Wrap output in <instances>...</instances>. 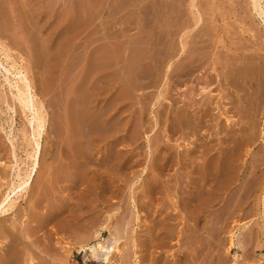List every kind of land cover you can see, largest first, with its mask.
<instances>
[{"label":"rangeland","instance_id":"1","mask_svg":"<svg viewBox=\"0 0 264 264\" xmlns=\"http://www.w3.org/2000/svg\"><path fill=\"white\" fill-rule=\"evenodd\" d=\"M138 1L107 0L101 6L100 0H0V41L10 47L11 59L26 73L46 118L31 182L22 193L9 194L14 200L0 214V264H264V198L260 199L264 192V15L253 7L254 0H195L193 11L201 16L199 24L209 30L206 35L193 31L188 39L209 51L217 62L212 72H220L221 63L228 60L249 65L253 74L241 80L244 114L236 112V96L220 78L213 80L211 114L204 118L202 96L197 95L203 74L195 71L197 76L191 74L181 85L175 75L177 47L186 29L179 27L191 20L188 0H141L139 5ZM260 2L264 8V0ZM141 57H147V64H137ZM2 72L7 75L0 64V198L18 181L16 170L23 173L30 165L32 138L29 112L18 106L14 87L8 86ZM145 72L149 75L144 76ZM257 81L261 90L253 114L248 98ZM125 88L128 98L124 99ZM182 88L186 97L195 92L196 101L185 140L174 118ZM138 109H143L141 130L145 131L132 142L128 128L121 125L136 120ZM250 119L255 121L256 142L248 153L241 151L236 162L246 166L239 172L240 182L252 181L247 168L255 151L262 161L254 175L260 185L242 191L246 202L229 218L224 231L217 233L222 221L219 212L226 208L222 202L213 201L195 222L184 216L180 200L189 188L199 185L195 175L205 159L214 162L229 150ZM105 133L111 136L103 139ZM119 148L140 157L138 167H145L155 154L159 172L146 167L140 179L137 171L129 169L121 174L109 172L108 164L97 156H111ZM77 154H81L80 168L73 173ZM109 178L115 179L116 188L110 187ZM146 181L156 185L150 210L147 196L141 193ZM55 201H59L56 207ZM159 206L164 207L160 214L154 211ZM136 208L138 217L133 220ZM162 216L166 223L158 225ZM100 223H109L118 236L117 249L107 262L78 246L100 229ZM102 229L89 245L97 239L112 241L108 229ZM231 232L233 243L227 248Z\"/></svg>","mask_w":264,"mask_h":264},{"label":"bare ground","instance_id":"2","mask_svg":"<svg viewBox=\"0 0 264 264\" xmlns=\"http://www.w3.org/2000/svg\"><path fill=\"white\" fill-rule=\"evenodd\" d=\"M106 1L107 0H100V5L103 6L106 3ZM138 2H139L138 3V5H139L140 2H141V0H139ZM164 3H162L163 6H164ZM168 5L166 7H168ZM195 5H196L195 4V0H188V5L187 6H188V8H190V13H191L190 19L191 20H190V22L185 21L184 23H181L180 24V27H179L180 30H182V29L184 30V28H186V29L183 32H181V36H180V39H179V43H178V47H177V52H176V66H175L176 73H175V75L178 77V83L180 85L181 84H184L186 78L188 76H190L191 74H193L195 71H198V73H201V75L203 74V80L202 81L204 82V84L201 86L200 91L199 92L196 91V92L198 93L197 95L200 94V97L202 96V98H201V101L202 102H200V104L202 105L201 108L203 109L202 110V113H201V117H204L205 118V116L208 117L211 114L210 113V108H211L210 104L212 102V95L210 94L211 93L210 90L213 89L212 88L213 87V80L214 81H219V79L222 78L223 81H224L225 87L228 90L230 89L234 93V95L236 96V100L239 103L238 106H237L236 112H238V114H240V113L244 114V111H243V109L241 107L242 105H240L241 104L240 103L241 102L240 101V91H243L242 89L244 87V84L242 86L241 80H244L245 81V79H246L247 76H249V78H253V76H252L253 74L251 72L252 71L251 70V67L249 65H247V64L242 63V62H241L242 64H237L236 62H230V61L226 60L225 63H221V67L222 68H221L220 72H216L215 74L212 72V71H214L216 69L217 62L213 58H211V55H210L209 51L202 50V48H204V45H203V47L201 46L202 48L201 47H196L195 45H192L193 43L191 44L190 40L188 39V37L193 34L192 33L193 31H195L196 33H201V35L202 34L206 35V34H208V30H209V29L205 28L206 26L205 27L200 26L201 24H199V22L201 20V16H200L199 13H197V10L195 12L193 11V10H195ZM124 6L127 7L126 5H124ZM253 7L254 8L255 7H258L259 10H260V12L264 15V8L261 5L260 0H254ZM168 11H170V10H168ZM165 15H166V13H165ZM0 17H2V16H0ZM70 20H71V18L70 19L65 18L64 21L69 22ZM263 21H264V19H263ZM99 22H100V20H99ZM166 22H167V20H166ZM103 23L105 24V21ZM65 25L67 26V24H65ZM165 27H168V25H165ZM165 30H166V28H165ZM168 30H169V28H168ZM219 40H220V38H217L216 41H219ZM4 43L5 42L0 41V52L3 54V58L2 59L4 60V62H2L0 60V64H1V66H3V69L6 71L7 75L5 73H3L4 71L2 73H3V75L5 74L4 77H5V80L8 82V86L10 85V86L14 87L13 96H14V99L19 104L18 106H20V108L22 109V111H28L29 112V115L30 116L28 117V122L31 125V130H32V133H31L32 136L31 137L32 138L31 139L29 138L30 139L29 141H30V144H31V150L28 151V157H30L29 160H31L30 161V165L26 169H24V172L23 173H22V171H20L19 169H17L16 170V176L18 177V181L15 184L14 183H11V186L9 187L10 189L8 191H3V192H5V194L0 198V214L2 212H4L5 210L7 211L8 207L11 206V204H12V202L14 200V199H11V197H10L9 194H11L12 192L16 194L18 191L21 192L23 190H26L27 186L31 182L32 176L35 173L36 168L38 166L39 154H40V150H41V140H40V138H41V131L43 130V127L45 126L44 125V119H46V118H44L43 105H42L41 102H39L37 100L38 98L36 99L35 94L33 92V88H32V86L30 84V81H29L26 73L23 71V69H21L22 67L21 68H18L17 62L15 60H13L14 58L11 59L10 53H9L10 50L8 51V49H10V47L7 48L8 47V46H6L7 44L4 45ZM194 44H196V43H194ZM201 45H202V43H201ZM8 59H11L10 63H8ZM147 61H148L147 60V57H144V58L141 57L139 59V61L137 62V64H139V65L140 64H143V63H146L147 64ZM219 63H220V61H219ZM132 64H133V62H132ZM169 66H170V64H169ZM166 72H167V70H166ZM135 73H134V75H135ZM10 74L12 75L11 78H10ZM217 74L219 75V77L216 76ZM137 75H139V74H137ZM146 75H149V74H147V72H145L144 76H146ZM194 76H197V74L194 73ZM260 83L258 84V81H257V83L256 82L254 83V87H253V90H252V94L248 98V101L250 102V107L252 109V113L253 114H254V111L256 110V106H255L254 101H256V99L258 98V92L260 93V90H261V84ZM125 85L126 84H122L123 87ZM215 85H216V83H215ZM251 85L252 84L250 83V86ZM191 88H192V90L194 89V87H191ZM202 92H204V93H202ZM121 93H122L121 96L124 99L125 98H128L127 97L128 94H127V89L126 88H125L124 91H121ZM194 93L195 92L190 91V93L188 94V97H186L185 96L186 95V89L184 90L182 88V90L180 92V94L183 95L180 98L181 104H179V106L177 107V109L175 111V117L174 118H175V121H176V126H177V129L180 130L181 133H182V137H181L182 139L185 138V134H186L185 128L189 127L191 125V120L193 118H195V113L193 114V109H192V105H194V101H195L193 99L195 97H192V95ZM2 97L4 98V96H2ZM185 98H187V100ZM0 100H2V98ZM230 101H233V100L231 99ZM195 103H196V101H195ZM217 106H219V104H217ZM138 110H140V109H138ZM142 110L143 109H141L138 112L137 117H136V120L134 119V121H132L133 123L131 122L128 125V121L125 120V122L121 125L122 128H128L129 135H130L129 137L132 140V142H133L134 139L135 140H138L137 138L140 136V134L142 132L141 127H143V122H144V120L142 122V119H141ZM226 111H227V108L226 109H223L222 112L226 113ZM108 114L111 115L112 112H109ZM220 114H221V112H220ZM227 120L230 121V119L226 118V121ZM197 122H201V121H198L197 120ZM246 123H247V125H243L242 126L243 131H242L241 135L239 137H234L232 139L233 145H231V148L229 146V150L224 151L223 154L221 153V155H219L215 159L214 162L213 161H210L208 158H207V160L205 159V161L202 163L200 169L197 170V175H195V178L197 177L198 180H199V182H198L199 185L193 186L192 189L189 188V190L186 192L187 193L186 197L183 198L182 200H180L181 203H182L180 205L183 206V208H184V210L186 212L184 216L187 215L188 216L187 219H189V217H190L195 222H198L196 220L198 218H200L201 216L202 217L205 216L206 213H204L205 212L204 210L207 207H209V205L213 201H216V203L217 202H222V203H220V205H223V208H224V206L226 208H224V210H222V211L219 212L218 219H221L222 218V221L221 220L218 221L219 225L217 227V233H221V232L224 231L225 224L228 222L229 218L233 215V213L237 210V208L239 206H242V204L244 202H246L247 195L242 196L243 195L242 194L243 193L242 191L244 189H248L250 187L253 188L252 190H254L255 188H257L260 185L259 184V181L260 180L257 181V178L254 177V175L259 170V166L262 163V161H261L260 156L255 151H254V153L256 155L254 157L251 156L252 158H251V161L249 162V167L247 168L248 169V172L251 174L252 181L249 182L248 179H245L244 182L243 181L240 182L241 176L239 175L240 174L239 172H240V170H244L246 166H243L242 164L238 165V163L236 161H237V159H239L240 154H241V151H242V153H248V150H249L250 146L252 144L254 145L255 142H256V140H255L256 139V135H255V133H256L255 132V121L253 122L250 119ZM97 136H99V135H97ZM110 136H111V133L101 134V137L103 139H108ZM123 147H125V146H123ZM71 148H72V146H71ZM77 148H78V145H77ZM78 151H79V149H78ZM80 151H82V150H80ZM74 152H76V150ZM111 153H113V152H111ZM77 155H78V157L75 158V159H73V161H72L73 163H72V167L71 168H73L72 169L73 170V173L78 172V169L80 168V164H79V162H80L79 161L80 156L79 155H81V154H77ZM154 155L151 158H149L148 163H147V165L145 167H138V165L141 163L140 157H134V155H133V153L131 151L130 152L122 151V149H120V148L117 149L116 152L113 155H111V156H108L107 154L106 155H101V156H97V159L102 160L104 163H107L108 164V166L106 167V169L109 172H111V171L114 172L115 171V172L120 173V172H123V170H125V169H129L130 171H132V173H135L137 171L136 177L139 178L140 175L143 172H145L144 170H145L146 167L149 168L150 170L155 171L156 174L159 172L158 171L159 170L158 167H159L160 164L157 162V157L154 156ZM65 158H67V157H65ZM211 165H212V167H211ZM55 167H56V164H55ZM240 167H243V169H240ZM57 168H53V169L57 170ZM103 168H105V167H103ZM107 170H106V172H107ZM56 172H58V171H56ZM211 173L213 175H211ZM100 174L103 177V179L101 181L104 182L105 181L104 180L105 179L104 178V175L105 174H104L103 171ZM242 174H243V176H245L244 175V172ZM90 178H92V177H90ZM212 179H213V183L211 182ZM82 180H85L86 182H88V178H85V179L83 178ZM114 180L113 179H110V178L108 179V184L110 183V187H111V184L115 182ZM132 182H133V180H132ZM117 184L120 185L119 183H117ZM131 184L133 186V183H131ZM116 187L114 186V188H116ZM155 188H156L155 181H152V182L151 181L150 182L146 181L144 183V187L141 190V193L144 194V195H146L147 198H148L147 208L149 210L151 209V205H152V202H153L152 201L153 199L151 197V193L155 190ZM6 190H7V188H6ZM18 196H17V198H19ZM12 197H14V196H12ZM263 198H264V192H263V195L260 198L261 199V202H262ZM59 201H55L54 207H56L59 204ZM133 201H134V199L132 200V202ZM212 204H214V203H212ZM141 206H143V205H141ZM170 206L172 207V209L175 210V206H172V205H170ZM163 208H164L163 206H159L154 211L155 212H158L160 214L162 212L161 209H163ZM166 213H167V211H166ZM169 214H171V217H169V218L172 219L174 213L173 212H170ZM1 215H3V214H1ZM137 217H138V209L136 208L134 210V213H133V217L132 218L134 220ZM163 218H164V216H162L161 218H159L156 221V223L158 225L159 224L161 225V223L162 224L163 223H166V222H162L163 221ZM236 219H238V218H236ZM108 224L109 223H107V225ZM107 225L102 223L100 229H97L96 231L92 232V235L90 237H88L84 242H83V240H82V242L80 241V243L78 242L79 240L77 241L79 243L78 246L80 248H82V250L83 249H88L90 251V254L93 257H96L97 256L96 258H98L99 256H102V258L104 259L105 262L109 261L110 252L115 251L114 249H117L116 242L118 240L117 239L118 236L115 233L116 232V229L115 230L110 229V227L107 226ZM242 225H244V223ZM102 228H107L108 229V231H109L108 234H109L110 238H112V241L109 242V243H105V240L103 241L101 239L102 241H100V239H99V241H98V239H97V243L90 244L89 245L88 244V241L91 238L96 237V236H97V238L100 237V235L103 232V229ZM4 229H5V227H4ZM158 229L159 230H162L161 227L158 228ZM110 230H113V232L110 231ZM233 232H231V234H230V241H229L230 244L228 243L229 246L227 248L231 247V245L233 243V239H232ZM160 233H161V231H160ZM167 239H169V238H167ZM13 241H14V239H13ZM219 245H220V242H219ZM254 248H255V246H254ZM262 250L264 252V249H262ZM200 251H201V249H200ZM162 258H164V257H162Z\"/></svg>","mask_w":264,"mask_h":264}]
</instances>
